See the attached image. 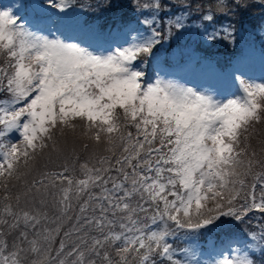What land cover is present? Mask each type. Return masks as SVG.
Listing matches in <instances>:
<instances>
[{
    "label": "snow or ice",
    "instance_id": "6c2138e0",
    "mask_svg": "<svg viewBox=\"0 0 264 264\" xmlns=\"http://www.w3.org/2000/svg\"><path fill=\"white\" fill-rule=\"evenodd\" d=\"M255 6L232 0L218 10L228 16ZM30 7V19L19 9L0 10V91L6 93L0 98V264H156L155 257L201 264L196 250L204 231L225 217L264 213V171H253L264 162L249 143L255 126L264 124V75L253 78L239 63L219 70L204 60L178 65L177 72L157 69L161 33L151 28L154 20L143 21L150 31L130 24L103 31L54 17L50 9L63 12L69 0H33ZM175 26H184L183 17ZM205 35L217 39L215 32ZM220 83H237V92L225 95ZM13 133L18 137L6 140ZM90 143L105 154L93 152L95 163L80 164V176L67 165L39 170L46 154L59 158L75 154L77 144L87 151ZM48 197L58 210L54 218L21 206L22 199L44 205ZM21 224L26 230L9 244L3 237ZM179 230L191 244L184 259H174L168 243ZM257 239L264 257V232L251 237ZM242 252L214 264H256L247 243Z\"/></svg>",
    "mask_w": 264,
    "mask_h": 264
},
{
    "label": "trees",
    "instance_id": "16d2710c",
    "mask_svg": "<svg viewBox=\"0 0 264 264\" xmlns=\"http://www.w3.org/2000/svg\"><path fill=\"white\" fill-rule=\"evenodd\" d=\"M72 1L70 10L73 11L75 14L71 15V20L78 21L79 24L81 21L89 20L92 17H97L101 21V26L104 28L105 26H110V28L114 27L115 24L121 23V24H130L133 28H139L140 30L143 29V25L141 24L142 21L145 19L150 21H155L154 24L151 25V28H155L157 31L161 33V43L156 46V49L154 51H158L161 47L162 48H170L175 47L178 43H180L181 39L179 38L180 34L182 33L183 28H176L175 26V20L177 17H183V25L186 27H196L198 29V35L200 37H193L194 35L188 36V38L185 40L187 43H192L193 45H196L199 41L203 40V34L205 33V30H207L208 33L215 32L217 35V39L215 40V43L213 46H215L212 49L206 48L205 46H198L196 47V51L200 54V56H206L211 57L215 54H225V52L231 51L230 50V37H237L239 34V30H244L249 32L250 30H257L258 28H262L264 26V7H260L259 0H249V3L256 4L255 7H250L246 11H243L237 15H231L228 16L222 15V13L218 10L219 7L223 5H228L232 3V0H70ZM160 4V9L157 11L153 8V5ZM108 4L113 5L112 7H107ZM144 5H148V7H144ZM190 5V7H189ZM84 7V10H81V8ZM53 11L57 12L59 14V17L61 16V11H58V9H52ZM211 12L214 16L213 21H205L202 19V17L205 14H208ZM187 13V15H185ZM85 15V16H84ZM80 16H84L79 19ZM232 26L236 32L235 36H229L225 34V29H231L229 26ZM210 52V53H208ZM223 52V53H222ZM143 59H149V58H143ZM257 124L255 126V129L253 132L250 133L249 136V143L251 145L250 151L259 150L261 154L257 153L256 159L259 161L264 162V133H262L261 128L262 125ZM130 131L135 133L134 128H129ZM261 132H260V131ZM262 143V144H261ZM89 149H93L94 151H85L79 144L76 145V152L75 154H71L69 157L73 160L75 163L74 167L69 168L70 172L69 174H74L76 176H80V164H82L86 159L90 161V163H95V157L93 155V152H95L96 156L103 155L104 149L103 146H100L99 148H93V146L90 143ZM64 160L59 157L53 156L51 159L48 158L47 154L44 158H42L39 162V170L44 168L40 171H57L61 170L64 166ZM253 171L255 173H260L264 171V167L261 166V164H256L253 168ZM115 174V173H113ZM249 182H251L252 177L247 178ZM260 188V187H259ZM18 191H22V185H18L17 188ZM74 204V211L71 213V215H76L78 213V204H76L75 201H73ZM21 206L27 207L29 209L36 208L40 211L47 212L50 218H54L56 215H58V210L54 206L52 202V198L48 197L46 200V203L44 205H40L37 201L34 205L28 204L25 205L23 199L21 200ZM151 214V213H150ZM252 214V215H250ZM247 215L250 216H260L258 218V223L261 224V227L257 230L258 233L261 234V232H264V213L258 212L257 210H251L248 212ZM3 218V212L2 208H0V220ZM7 219H11L10 217H7ZM69 222L65 221V225L67 226ZM149 224H151V221H148ZM159 223V222H158ZM255 223V222H254ZM2 226V224H0ZM153 229L156 228L155 225H152ZM171 227H174L172 225ZM160 228H163L162 223H160ZM250 232L255 233L252 231V228L250 224H248V227ZM23 224L20 225L19 228L11 231V233L5 237L9 244H11L14 240H16L17 236L19 235V232L25 231ZM64 230H67V227H65ZM5 231H8L7 228H5ZM29 233V238L31 239L33 236L32 230L27 229ZM118 231V229H117ZM180 232L179 230L177 234L173 237H168V243L172 244L173 248L176 246V255L174 256V259H181L183 257L182 250L187 248V242L186 243H180ZM231 231L225 230V235L229 238H233L234 235ZM209 235H203L200 237L197 243H200L203 247L202 249L209 248L208 242ZM62 238L61 236L55 237L53 243L51 244V247L53 249L58 248L59 246V240ZM219 240V236L217 237ZM250 242V241H249ZM216 245H219L220 247H223V244L220 241H215ZM182 256V257H181ZM255 260L258 259H264L261 255H255ZM156 264H172L171 261L167 260L166 257H155Z\"/></svg>",
    "mask_w": 264,
    "mask_h": 264
},
{
    "label": "rangeland",
    "instance_id": "374dc122",
    "mask_svg": "<svg viewBox=\"0 0 264 264\" xmlns=\"http://www.w3.org/2000/svg\"><path fill=\"white\" fill-rule=\"evenodd\" d=\"M33 0H0V10H3L7 7H12L13 10L19 9V15L22 17H25L26 19H30L32 16V9L30 7ZM72 1L69 0V7L61 12L60 18L65 19H71V15L75 14L73 11H71L69 8L71 6ZM20 4L29 5V7L25 8H19ZM81 10H84V7L81 8ZM50 11L54 14V17H59V14L57 12L50 9ZM58 11H60L58 9ZM85 16V15H84ZM80 16V18L84 17ZM150 21V20H149ZM141 24L144 26L143 29H141L142 32L144 31H150L149 25H145L143 21ZM81 26L84 28H92V29H98L107 31L110 26H105L102 28L101 21L97 17H92L89 20L81 21ZM123 24L117 23L114 27H112L113 30H115L116 27H119ZM183 31L180 34L179 38L181 39L180 43H178L175 47L170 48H160L158 50L159 60L160 63L158 65H155L157 69L163 68L166 71H170L171 69L176 70L177 72V66L178 65H185L190 66L191 64H195L198 60H204V61H210L213 65H215L219 70H227L230 69L232 65L234 64H241L245 71H247L248 75L253 78H259L262 75H264V26L262 28H258L257 30H250L249 32L244 30H239L238 34H234V31H232V28L229 29V32H231V36L238 35L237 37H230L229 38V46L231 47L228 52H225V54H215L211 57L206 56H200V54L196 51V47L198 46H205L206 48L212 49L215 46V40H207L205 33L203 34V40L199 41L196 45H193L192 43H187L185 40L188 38V36L194 35L193 37H200L198 35V29L196 27H189L183 26ZM65 34H71L70 32H66ZM244 53L242 56L241 53ZM210 53V52H208ZM148 68L151 69L154 65L151 61V58L148 59ZM179 75H185V73H179ZM236 75H239L237 73ZM184 82V81H181ZM189 86H192L189 84ZM218 87L221 88L222 91H224L225 95H230L231 93L237 92L238 84L232 83L225 85L223 83L218 84ZM6 96V93H3L0 91V98H4ZM262 128L261 131L264 133V124H261ZM260 125V126H261ZM260 131V130H259ZM260 131V132H261ZM18 133H13L11 136L7 137L6 140H15L18 137ZM250 142V141H249ZM262 144V143H261ZM87 151H94L93 149H88ZM256 153L261 154L259 150H257ZM71 156V153H66L65 155L61 156V158L64 160V166L69 165L70 167H74L75 163L72 159L69 157ZM44 168L40 169L43 170ZM257 198H259L261 189L259 188V184H257V188L255 190ZM259 212V211H258ZM252 215V214H250ZM246 215L242 221H235L230 218H222L225 222L221 224L218 228L212 229V231H204V235H209L208 242L206 245H209V248L202 249V245L200 243L198 244L197 250H196V258L201 261V264H214L215 261H221L225 257L233 258L238 255H242V249L247 243V247L249 250H254L256 252V255L259 254V240L252 242L251 237L255 235L257 238L259 237L260 233H258L259 227H261V224L258 223V218L260 216H250ZM255 222V223H254ZM171 225V222H169ZM248 224H250L252 231L255 233L250 232L248 227ZM163 225V224H162ZM172 226V225H171ZM164 227V225H163ZM174 228V227H173ZM225 230L231 231L234 235L233 238H229L225 235ZM180 243H186L187 242V248L191 246L190 242L186 240L185 233L183 230L180 232ZM219 236L223 247H220L219 245L214 244L215 241H220L217 237ZM173 237V236H170ZM250 241V242H249ZM176 246H174V249ZM182 257V256H181ZM204 257V258H203ZM255 258V257H251ZM181 259H184L182 257ZM256 264H264V259H258L255 260Z\"/></svg>",
    "mask_w": 264,
    "mask_h": 264
}]
</instances>
